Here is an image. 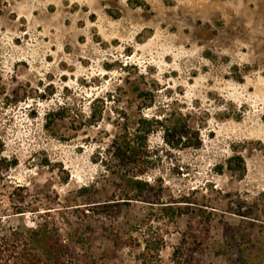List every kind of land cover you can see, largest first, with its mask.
I'll use <instances>...</instances> for the list:
<instances>
[{"label":"rangeland","instance_id":"rangeland-1","mask_svg":"<svg viewBox=\"0 0 264 264\" xmlns=\"http://www.w3.org/2000/svg\"><path fill=\"white\" fill-rule=\"evenodd\" d=\"M141 117L196 142L133 178ZM44 229L71 264H264V0H0V236Z\"/></svg>","mask_w":264,"mask_h":264},{"label":"trees","instance_id":"trees-1","mask_svg":"<svg viewBox=\"0 0 264 264\" xmlns=\"http://www.w3.org/2000/svg\"><path fill=\"white\" fill-rule=\"evenodd\" d=\"M90 110L89 118L84 122L97 123L100 116L96 117L93 107H90ZM63 118H65L64 115L59 116V119ZM157 130L163 132L164 143L172 147L195 146L196 137L192 135L187 125L181 126L175 122L171 127H165L162 122L149 121L142 117L133 123L125 124L114 135L111 146L116 150L115 160L120 163L121 167L130 170L133 178L141 175L150 163L146 141L149 135ZM168 137L175 138L174 145L168 141ZM232 161L236 162L235 168L240 173L244 172V163L240 157ZM133 184L136 187L142 185L137 181H133ZM142 186L146 187V185ZM30 242L36 243L41 249H29ZM173 256L176 264H182L184 253L180 248L174 250ZM68 258V251L62 245L59 236L47 229L29 234L22 231H10L8 235L0 236V264H71Z\"/></svg>","mask_w":264,"mask_h":264}]
</instances>
